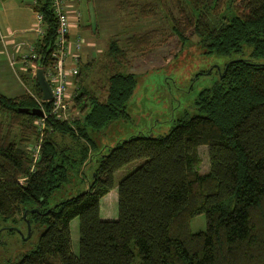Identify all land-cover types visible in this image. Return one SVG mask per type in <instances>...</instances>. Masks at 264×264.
<instances>
[{
    "label": "trees",
    "instance_id": "trees-1",
    "mask_svg": "<svg viewBox=\"0 0 264 264\" xmlns=\"http://www.w3.org/2000/svg\"><path fill=\"white\" fill-rule=\"evenodd\" d=\"M184 1L189 8H183L184 22L173 24L183 41L193 29L208 53L228 55L246 45L252 56L264 57V0ZM31 5L43 28L32 62L46 72L56 63L57 20L52 0ZM153 32L125 41L143 48ZM105 54L112 67L104 99L82 84L90 62L79 64L74 76L71 99L82 119L59 120L50 113V101L43 103L46 127L36 162L26 145L38 139L33 124L38 116L21 109L37 108V102L29 93L10 97L0 91V114L6 118L0 121V216L14 219L26 211L30 225L43 227L34 249L0 264H264V63L229 61L219 80L199 92L194 115L185 113L165 134L117 142L101 154L85 190L48 205L70 182V171L95 149L90 135L127 116L136 77L118 70L125 53L117 40L109 41ZM31 80L41 97L35 77ZM56 133L85 143L62 147ZM199 145L207 146L205 173L198 170ZM135 161L117 184L118 217L102 219L100 200L113 188V173ZM198 214L205 215L207 226L193 232L189 221ZM74 217L77 255L69 227Z\"/></svg>",
    "mask_w": 264,
    "mask_h": 264
},
{
    "label": "rangeland",
    "instance_id": "rangeland-1",
    "mask_svg": "<svg viewBox=\"0 0 264 264\" xmlns=\"http://www.w3.org/2000/svg\"><path fill=\"white\" fill-rule=\"evenodd\" d=\"M19 1L27 2V4L33 2V0ZM65 3L80 11V15L74 11L70 14L69 29L72 30L75 25L77 27L75 32L83 41V52L79 64L82 65L85 62L91 64L82 75V84L97 95L99 100L105 98L106 79L112 67V59L106 56L105 51L109 41L114 39L125 53V59L118 70L133 73L136 77V86L126 103L127 116L111 122L90 135L96 143L95 149L89 150L84 165L70 171V182L53 193L48 201L49 206L85 190L92 179L99 157L107 153L109 148L117 142L138 134L153 136L165 134L175 120L185 113L194 115L197 112L195 100L199 92L213 86L219 80L221 71L229 61L243 58L255 63H264V57L252 56V48L246 45L240 52L228 55L208 53L198 42L193 29L185 32L183 41L174 30L173 24L184 22V9H189L184 0H77V2L68 0ZM7 25L13 28L6 23L1 26L4 28ZM151 30H154L153 36L149 35L148 44L143 48L140 46L137 49L125 41L128 36H144ZM72 39L74 42L76 37ZM4 58L3 55L0 56V69L9 79V85L0 84V91L10 97L21 95L23 92L34 93L31 79L35 77L36 72L33 75L32 68L25 71L27 77L23 80V84L15 76L19 64L10 66ZM31 60L32 52L26 61L31 63ZM10 64L13 62L10 61ZM76 87L77 85L72 84L68 91V120L83 118V113L73 106L74 102L71 99ZM37 108L41 109L39 106ZM42 116H38L33 121L38 132V139L26 145L27 150L31 152L33 162H36L39 157L46 127L45 120L43 126L37 123ZM5 119L0 114V121ZM17 129L15 132H18ZM53 137L60 146L71 149L77 148V142L85 143L83 139L75 141L59 133L54 134ZM38 143L39 152L34 157L32 147ZM198 153L199 172H208L207 146L199 145ZM138 163L139 161L128 163L113 173V188L107 198L112 206L108 208V213L106 215L102 213V216L109 219L118 217L117 184ZM105 199L106 197L101 202L102 209L106 208ZM22 214H16L14 219L8 220L0 216L1 263L15 260L19 255L34 249L37 244L43 227L32 224L28 229L26 211ZM21 216L23 219L20 220ZM78 222V217H74L69 224L71 247L75 255L78 254ZM206 226L204 214L195 215L189 221V228L193 232L203 231ZM134 252L137 254L136 248Z\"/></svg>",
    "mask_w": 264,
    "mask_h": 264
},
{
    "label": "built area",
    "instance_id": "built-area-1",
    "mask_svg": "<svg viewBox=\"0 0 264 264\" xmlns=\"http://www.w3.org/2000/svg\"><path fill=\"white\" fill-rule=\"evenodd\" d=\"M68 0H52V10L57 20L56 35H55V51L54 56L56 57L55 66L44 72L46 80L51 86V99L50 101V113L59 120L67 119L68 105L67 101L69 98V87L73 84L74 76L79 71V62L83 51V41L81 38H76L74 42L69 41V24L70 14L74 11L80 15L79 9H73L71 5L65 3ZM77 1V0H70ZM37 18L41 22V14L36 13ZM43 34V30L40 31ZM32 57L35 54L32 51ZM13 62V61H12ZM32 98L37 102L38 106L43 111V116L37 120V123L43 126V121L47 117L43 103L46 102L42 97H38L34 93H29ZM33 155L36 157L39 152V143L32 147Z\"/></svg>",
    "mask_w": 264,
    "mask_h": 264
},
{
    "label": "crops",
    "instance_id": "crops-1",
    "mask_svg": "<svg viewBox=\"0 0 264 264\" xmlns=\"http://www.w3.org/2000/svg\"><path fill=\"white\" fill-rule=\"evenodd\" d=\"M34 1L35 0H33V2ZM33 2L27 4V2L23 3L19 0H0V56L3 55L5 57V61L8 62L10 66L19 64L18 69H16L15 76L21 83H23V80L27 77L24 73L25 71L32 68L34 75L36 69L38 68L37 64H34L32 60L31 63H29L30 61H26V59L29 58L30 53L33 51L35 43L41 37L40 31L43 30L40 20L37 18L36 12L32 8L31 4ZM4 23L12 25L13 28L8 25L2 28L1 25ZM76 28L77 27L74 25V28L69 32L68 37L71 42L73 37H78L77 32H75ZM10 61H13V64H10ZM0 84H3L4 86L9 85V79L3 75L1 69ZM110 192L111 190L100 200V217L102 219H109L102 216V213L106 215L108 213V208L112 206V204L107 201ZM105 197L106 199L104 204L106 208L102 209L101 202Z\"/></svg>",
    "mask_w": 264,
    "mask_h": 264
},
{
    "label": "water",
    "instance_id": "water-1",
    "mask_svg": "<svg viewBox=\"0 0 264 264\" xmlns=\"http://www.w3.org/2000/svg\"><path fill=\"white\" fill-rule=\"evenodd\" d=\"M35 80H36V83H37L38 88L40 90L42 99L45 101L50 100L51 99V86H50L49 82L46 80L44 72L41 68H38L36 70ZM21 111L26 112V113H30V114H33L36 116H42L43 115L42 110L39 108H33L30 110L29 109H21ZM32 211H37V209L36 208L32 209ZM23 216L25 217V213ZM26 223H27L28 229H30L29 221L26 220Z\"/></svg>",
    "mask_w": 264,
    "mask_h": 264
}]
</instances>
